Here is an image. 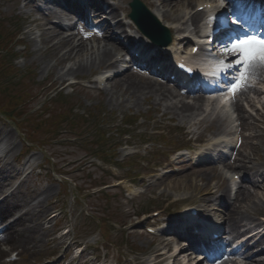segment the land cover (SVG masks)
Here are the masks:
<instances>
[{
    "label": "rangeland",
    "instance_id": "rangeland-1",
    "mask_svg": "<svg viewBox=\"0 0 264 264\" xmlns=\"http://www.w3.org/2000/svg\"><path fill=\"white\" fill-rule=\"evenodd\" d=\"M129 1L116 0L123 7H129ZM143 1L148 7H153L148 3L150 0ZM192 1L190 9L196 10L199 0ZM42 5V2L38 5L31 0H0V27L11 25L13 17L17 15L24 24L21 39L25 46L18 47L20 58L16 60V67L22 72L33 73L30 82L22 81L20 84L17 82L14 88H11V91H15L19 96L18 99L9 97L8 93H0V107L3 106L6 111L13 107L15 112L9 111V113L17 116L16 119L9 120L0 111V130L10 131L12 134V138L4 134L0 140V154H5V158L0 162V171L8 164V168L2 170L3 181L0 185L7 186L6 195L17 189L19 194H25L28 198H31V194L36 195L34 202L44 201L49 219L48 222L43 221L44 227L39 230L43 247L32 253L25 252V249L15 251L2 244V247L8 248L7 251L10 253L11 251L18 253L7 254L8 260H11L14 255L17 258L11 262L4 261L2 264H158L155 263L156 261L153 262V258L162 240L159 237L168 235L164 230L168 225L166 219L170 218L176 206L173 204L174 200L185 199L177 205L183 209L188 202L198 203L200 193L203 191L228 187V180L224 175L220 176L218 171L221 168L225 171L227 169L215 161L216 163L213 164L220 167L217 171L210 172L209 169L214 168L211 166L213 164L194 167L185 159H177V154L171 155L178 145L194 146L191 138L185 132L169 126L173 124L169 121L171 115L162 120V109L155 110L153 103L143 99L135 100L128 95H123L122 91H117L115 85L111 86L114 80L107 85L105 81L101 84L94 83L107 70L99 72L85 70L79 75L65 77L66 82L58 81V76L75 61H68L64 65L57 64L55 72H49L48 64L53 65L56 60L43 57L41 53L34 51L37 45L42 49H45L46 45L39 43L42 26L32 23L31 20L36 19L37 15L41 17V23L48 22L46 14H49L50 10L65 14L68 11L64 6L71 8V5L62 2L49 3L46 8L40 10V7L45 6V4ZM65 17H67L66 14ZM92 43L104 44L102 40H95ZM2 46L9 48L8 43ZM187 47L191 46L187 44ZM7 58L11 60V53ZM122 61L124 63L126 60L123 58ZM0 77L4 81L3 85H7L8 81L5 77L1 75ZM76 78L81 79L77 86L66 87L67 92L73 91L71 97H68L65 103L59 102L49 106V101L44 100L43 94L60 88ZM250 95L256 96L254 92H249ZM260 100L264 103V96ZM43 102L46 104L42 107ZM73 107L93 114L105 112L107 117L113 115L111 119L128 120V117H133V120H136L140 117L135 125V127L138 126V130L134 131L135 137L129 142L131 144H124L118 148L119 160L122 163L117 166L105 164L94 156L98 147L92 125L78 128L68 121H63L73 113ZM246 108L249 110L247 114L252 113L256 118L248 119L247 126H240L241 136L264 133V121L258 115L256 107L246 106ZM203 109L207 111L203 110L202 115L189 124L195 132V137L207 134L205 128L211 124L208 118L213 119L219 115L221 119H226V113L223 111H213L207 105ZM260 112L259 110V114ZM202 118H204L202 124L197 125L196 123H199L197 120ZM259 119L261 121H257ZM175 124H180V121L176 120ZM144 138L151 140L150 143L142 145L140 141ZM165 138L167 142L171 140L170 146L159 144V142L165 144ZM242 141L243 145L240 147L246 153L251 152L246 143L261 144L260 153L257 156L259 160L256 157L253 162L264 164V135L256 139L243 136ZM153 153H156L155 157ZM130 156L133 158L124 163L123 159L126 160ZM145 157L150 158L151 164L141 163V159L144 160ZM114 160L115 158L111 156L110 161ZM55 170L65 173L62 176L65 179L62 185H60L62 179L60 175H54ZM198 170L202 175L209 173L211 176L203 179L199 176ZM238 174L246 173L241 170ZM248 174L252 175V172ZM122 178L125 179L123 184L115 186L118 179ZM251 178H254V175ZM127 181H133L130 187L124 185L128 184ZM94 185L97 186L93 190H105L106 196L103 200L98 199L100 204L97 199L92 201L97 207L95 212L97 221L81 217L82 209L91 211V208L81 205L74 198L75 189L79 187L90 189ZM241 185L248 187L253 193L259 191V194L248 202L250 207H247L249 209L246 213L252 225L260 223L257 216L264 215V185L258 183L255 188L245 182ZM176 186L179 189H176ZM47 188L50 192L44 193L43 190ZM151 209L152 211L163 210V213L161 215L146 214L142 218L135 216L137 212ZM25 211L26 208L18 209L11 214V217H17L20 213L25 214ZM26 216L30 217V215ZM124 223L126 227L121 228ZM147 226H153L157 233H149ZM174 249L175 247L172 246L167 259L162 264L173 261Z\"/></svg>",
    "mask_w": 264,
    "mask_h": 264
},
{
    "label": "bare ground",
    "instance_id": "bare-ground-1",
    "mask_svg": "<svg viewBox=\"0 0 264 264\" xmlns=\"http://www.w3.org/2000/svg\"><path fill=\"white\" fill-rule=\"evenodd\" d=\"M67 1V2H66ZM83 2V7H91V12H88V16L97 17L99 20L98 26L102 29H99L96 33L95 37L96 40H102L104 42L103 45L101 43L93 44L88 43L84 37H78L77 34L74 32H70L69 24L64 23L63 15L59 14L56 11L50 10L49 14L46 16L48 22H45L42 25V33L40 35L39 43L46 45L45 49H42L39 45L34 49L36 53H41L43 57H50L55 58L56 63L53 65L48 64L49 72H55L57 64L64 65L68 61L74 60L75 63L70 66L64 73L60 74L57 78L58 81L65 82L67 76L72 75H79L83 71L89 70V72L95 71L98 72L103 68H117L119 66V59L115 58L118 54L122 53L125 50V47L119 44V37L120 35H125L126 38L129 39V42H136L137 40L133 37L132 33L127 30V26L134 27L133 23L129 21L128 12L125 10V7L121 6L120 3H104L100 0H80ZM31 2H36V0H32ZM50 2H62L64 4L71 3L70 0H51ZM150 3L153 7L151 12L164 24L170 27L171 30L177 33L186 32L191 23L194 25V34L199 33L198 29L200 28L201 19L205 15V11L196 10L195 12L191 10V5L193 4L192 0H150ZM204 4L201 2L198 6ZM197 6V7H198ZM121 12L126 18L122 17ZM203 15V16H202ZM58 20V25H52L50 21L52 19ZM111 18L115 20L112 22ZM128 22V24L126 23ZM201 32V31H200ZM230 34H234L237 40H242L249 36H257L256 31H254L251 35H241L237 31L229 30ZM120 34V35H119ZM264 35V34H263ZM202 39L205 40L208 36H200ZM264 38V36H262ZM177 38L173 40L170 46L162 49L164 52L171 53L175 50ZM232 42L228 40L221 46V52L227 54L225 49ZM195 45V44H194ZM193 45V46H194ZM149 48V49H146ZM44 50V52H42ZM152 50V46L143 45L142 46V53L147 54ZM162 58V57H161ZM161 58L154 57L155 60H161ZM136 61V60H135ZM145 61V60H144ZM149 64V61L146 62ZM165 65V70L170 68L169 63L163 60ZM264 72V66L257 65L249 74V78L255 76L256 80L263 81L262 86L264 87V78L262 73ZM114 78L113 83L111 86L115 85L117 91H122L123 95H128L131 98H135V100L143 99L148 103H153L155 110L162 109L163 114L161 116L162 119H165L168 114H171V120L179 119L182 122L192 121L194 117L197 115L206 101V98L203 94H196L194 95V101L188 102L185 100V97L182 99L174 100L175 98L179 97V93L177 91H173L165 86L164 81L155 79L150 75H140L138 73H133L130 71H122L120 74L115 75L112 77ZM109 79V78H108ZM107 79V80H108ZM249 90H254L255 94L258 96L261 95V89L253 84H246L244 88L237 92L235 97V111L238 112V118H240L243 123L242 125L247 126V119L244 106L240 102V95L244 96L246 101L250 104V106H254V103L249 99L248 93ZM223 102H226V99H222ZM213 105V103H212ZM261 118H264V114L260 115ZM213 124L220 128L221 126L219 119L213 121ZM179 127L185 129L186 126L178 125ZM4 128V127H3ZM188 133L193 132L187 126ZM6 134V137L12 138V134L10 131L4 132L3 129L0 130V140ZM262 134H253V138L262 137ZM246 145L250 148L251 152L246 153L244 149H235L232 147L233 150L232 154H234V158L227 160L228 156L219 154L217 159L223 164L225 168L228 169L226 174H229V171H233V173L229 174L230 178L226 176V180L233 183L232 178L234 174H237L238 171H243L245 173L253 172L254 176H260L264 181V164L260 163H253L255 158L259 156L261 144L260 143H246ZM235 151V153H234ZM6 152L9 151L6 149ZM5 158V154L0 155V162L2 159ZM258 158V157H257ZM213 159V158H211ZM259 160V158H258ZM229 161V162H228ZM1 165V163H0ZM8 164L5 168H2L0 171V183H2V175L3 169H7ZM210 172L217 171V169H209ZM199 176L203 179L206 176H211L209 173L202 175L201 171L198 170ZM220 176L223 175V172L219 173ZM242 182H250L252 186H256V181L253 179H249L248 175H244ZM6 185H0V223L4 224V228L0 232V263H2L5 251L2 247L5 245L6 247L9 246L12 250H23L25 252H37L41 247H43L42 237L39 235V230L43 228L44 222H48V210L44 205L43 200H38L34 202V198L36 195L31 194V198L25 196V194H19L18 189L15 191H11L8 195H6ZM179 189L178 186L175 187ZM44 193L50 192V189H44ZM221 192V196L227 199V204L224 210V218L222 219V224L215 226V229L219 230L222 235V239L227 242V245L232 244L234 241L235 234L240 235L242 233V228H245L244 222L246 218L243 213L245 211H241L243 208V203H247L252 197L253 194L247 187H243L242 185L236 188V195L232 198L229 194V187H226L224 190L219 191ZM219 192L216 190H208L204 192L199 200H206L208 197L217 195ZM28 198V199H27ZM24 206V207H23ZM26 208L25 214L20 213L17 217L12 218L11 214L18 209ZM209 211V209H207ZM203 214V213H202ZM30 215V217L26 216ZM203 216H208L204 215ZM7 219V220H6ZM9 220V221H8ZM42 220V221H41ZM44 221V222H43ZM175 223L171 224L167 230H175ZM203 227V222L201 218V214L199 215L198 220H196V225L192 227L189 231H187L188 236H194V232L196 229L199 231ZM177 230V229H176ZM174 233H178L174 231ZM229 233H232L231 235ZM226 236V237H225ZM227 236H230L227 238ZM264 242V234L258 236L255 234L249 238H247L243 242V250L246 259L248 262L245 264H264V249L260 248L259 252H256L259 247L262 246ZM3 244V245H2ZM173 244H179V240L176 239L175 236L163 238L160 243L159 247L163 250L169 249ZM225 251V250H223ZM249 251L253 252L250 256ZM183 252L180 250L174 255V259L177 260L181 256ZM225 253H222V256ZM165 252H160L157 256V260L161 258L165 259ZM222 262L218 264H227L229 259H226V256H223Z\"/></svg>",
    "mask_w": 264,
    "mask_h": 264
},
{
    "label": "snow or ice",
    "instance_id": "snow-or-ice-1",
    "mask_svg": "<svg viewBox=\"0 0 264 264\" xmlns=\"http://www.w3.org/2000/svg\"><path fill=\"white\" fill-rule=\"evenodd\" d=\"M226 52L238 53L241 57L235 61L236 65H243V71L240 72L236 82L229 86L228 91L235 95L239 90L246 86L250 72L257 66H264V38L249 36L242 40L233 41ZM224 64V61L220 62ZM227 68H221L226 71Z\"/></svg>",
    "mask_w": 264,
    "mask_h": 264
},
{
    "label": "water",
    "instance_id": "water-1",
    "mask_svg": "<svg viewBox=\"0 0 264 264\" xmlns=\"http://www.w3.org/2000/svg\"><path fill=\"white\" fill-rule=\"evenodd\" d=\"M133 8H134V12L132 13V17L137 21L139 20L138 19V16L140 14H148V11L147 9L145 8V6L140 3L139 1H135L133 4H132Z\"/></svg>",
    "mask_w": 264,
    "mask_h": 264
},
{
    "label": "trees",
    "instance_id": "trees-1",
    "mask_svg": "<svg viewBox=\"0 0 264 264\" xmlns=\"http://www.w3.org/2000/svg\"><path fill=\"white\" fill-rule=\"evenodd\" d=\"M1 51H3V49H2V48L0 49V52H1Z\"/></svg>",
    "mask_w": 264,
    "mask_h": 264
}]
</instances>
